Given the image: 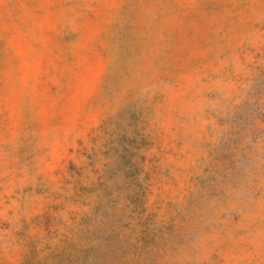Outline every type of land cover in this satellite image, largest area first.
I'll return each mask as SVG.
<instances>
[{
    "label": "rangeland",
    "instance_id": "374dc122",
    "mask_svg": "<svg viewBox=\"0 0 264 264\" xmlns=\"http://www.w3.org/2000/svg\"><path fill=\"white\" fill-rule=\"evenodd\" d=\"M0 264H264V0H0Z\"/></svg>",
    "mask_w": 264,
    "mask_h": 264
}]
</instances>
